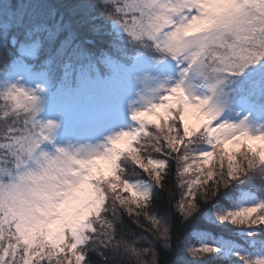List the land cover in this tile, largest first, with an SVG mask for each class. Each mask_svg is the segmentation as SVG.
<instances>
[{
    "label": "snow or ice",
    "instance_id": "obj_1",
    "mask_svg": "<svg viewBox=\"0 0 264 264\" xmlns=\"http://www.w3.org/2000/svg\"><path fill=\"white\" fill-rule=\"evenodd\" d=\"M130 57L137 98L57 143L46 91ZM0 264H264V0L0 8Z\"/></svg>",
    "mask_w": 264,
    "mask_h": 264
},
{
    "label": "rangeland",
    "instance_id": "obj_2",
    "mask_svg": "<svg viewBox=\"0 0 264 264\" xmlns=\"http://www.w3.org/2000/svg\"><path fill=\"white\" fill-rule=\"evenodd\" d=\"M140 75L142 73L136 68L134 60L131 65L114 68L102 81L92 80L87 82L86 86L79 85L75 89L70 86L61 87L43 104L44 110L41 117L43 119H53L59 124L56 133L57 143H59L65 132L87 126L93 115L94 101L99 94H119L126 96L129 100L136 99L142 87L137 82V77ZM125 111H127V106ZM121 127H126V123L109 129L105 135L114 134L120 131ZM42 147L51 150L50 144H45ZM197 237L200 238L199 233H197ZM216 238L231 240L222 236Z\"/></svg>",
    "mask_w": 264,
    "mask_h": 264
},
{
    "label": "trees",
    "instance_id": "obj_3",
    "mask_svg": "<svg viewBox=\"0 0 264 264\" xmlns=\"http://www.w3.org/2000/svg\"><path fill=\"white\" fill-rule=\"evenodd\" d=\"M73 2H76V0H73ZM18 6V0H0V8H3L5 10V12H8L12 9H15ZM107 43V39L100 41V44H106ZM135 58L134 57H130L128 60L125 61L126 65H131L134 62ZM109 75V73L106 75V77ZM105 77V79H106ZM79 85L76 86H70L73 89L77 88ZM67 87V86H63L62 88ZM61 89V86H57V87H51L49 88L45 95H44V100H43V104L56 92H58ZM149 130H151V126H149ZM135 146V144H133V147ZM173 180H175V177H173ZM128 195H131L130 193ZM180 197V191L179 188L177 186L176 191H175V198L178 200ZM125 219L127 220V218L125 217ZM132 228H134L137 232H140L141 229L136 228V226L133 224L131 225ZM197 229H199L200 231H204V232H210L213 234L214 237H226L228 239L234 240L236 242H240L237 233L228 229H224L215 225H211L206 221H201L196 225ZM194 236L196 237L195 239H192V243H196L197 242V233H194Z\"/></svg>",
    "mask_w": 264,
    "mask_h": 264
}]
</instances>
